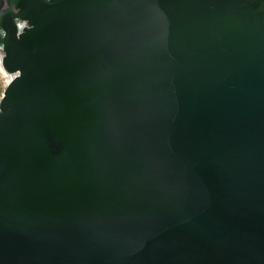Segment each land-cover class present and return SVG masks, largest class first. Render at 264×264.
I'll return each mask as SVG.
<instances>
[{"label": "water", "instance_id": "obj_1", "mask_svg": "<svg viewBox=\"0 0 264 264\" xmlns=\"http://www.w3.org/2000/svg\"><path fill=\"white\" fill-rule=\"evenodd\" d=\"M8 2L0 264H264V0Z\"/></svg>", "mask_w": 264, "mask_h": 264}, {"label": "flooded vegetation", "instance_id": "obj_2", "mask_svg": "<svg viewBox=\"0 0 264 264\" xmlns=\"http://www.w3.org/2000/svg\"><path fill=\"white\" fill-rule=\"evenodd\" d=\"M9 7H10V4L8 0H0V14L5 13L8 15L10 13V16H11V21L9 20V18L7 19V17H5V21L3 22L2 27H0V43L8 29H10L11 27L20 28V27L27 25L26 20H23L15 15L18 12V8L16 7V5L14 3L12 4L11 12L8 11ZM3 54H4V51L2 47L0 46V66H1V58Z\"/></svg>", "mask_w": 264, "mask_h": 264}, {"label": "rangeland", "instance_id": "obj_3", "mask_svg": "<svg viewBox=\"0 0 264 264\" xmlns=\"http://www.w3.org/2000/svg\"><path fill=\"white\" fill-rule=\"evenodd\" d=\"M4 70V69H3ZM7 73V72H6ZM7 75L9 76V74L7 73ZM7 75H4L1 70H0V98L2 96L3 90L7 84Z\"/></svg>", "mask_w": 264, "mask_h": 264}, {"label": "bare ground", "instance_id": "obj_4", "mask_svg": "<svg viewBox=\"0 0 264 264\" xmlns=\"http://www.w3.org/2000/svg\"><path fill=\"white\" fill-rule=\"evenodd\" d=\"M0 70H1V72L4 74V75H7V73H6V71L5 70H3V68L0 66ZM10 79V75L8 76L7 75V81Z\"/></svg>", "mask_w": 264, "mask_h": 264}]
</instances>
